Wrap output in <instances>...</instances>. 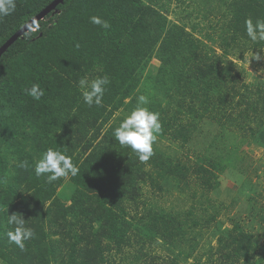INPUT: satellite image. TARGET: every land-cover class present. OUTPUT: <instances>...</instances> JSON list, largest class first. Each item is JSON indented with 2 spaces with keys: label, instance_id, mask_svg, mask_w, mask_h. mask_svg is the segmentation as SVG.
I'll return each mask as SVG.
<instances>
[{
  "label": "trees",
  "instance_id": "obj_1",
  "mask_svg": "<svg viewBox=\"0 0 264 264\" xmlns=\"http://www.w3.org/2000/svg\"><path fill=\"white\" fill-rule=\"evenodd\" d=\"M51 1L16 0L15 11L0 18V46ZM168 1L63 0L0 55L1 264H110L106 251L133 243L161 247L168 257L158 264H264V213L254 200L249 213L261 220L260 232L234 218L214 243L202 245L203 234L227 207L208 195L238 147H228L225 130L250 131L251 122L260 124L253 119L257 110L264 113L263 90L248 89L244 68L229 58L238 51L242 60L246 48H264V41H250L245 31L247 19H264V0L222 1L225 11L218 15L227 12V21L204 31L211 42L218 33L219 52L195 35L203 30L199 23L188 28L168 18ZM92 16L111 28L92 24ZM104 75L110 84L102 106H87L79 79ZM33 83L45 90L39 101L25 94ZM139 95L160 114L158 138L196 151L193 164L155 145L150 159L141 161L115 140L114 129ZM50 147L66 151L80 170L67 177L68 204L57 191L66 177L49 183L46 175H35L36 161ZM23 160L27 170L18 167ZM177 199L183 201L170 203ZM13 213L35 233L24 250L7 236ZM139 252L146 264L155 262L147 251Z\"/></svg>",
  "mask_w": 264,
  "mask_h": 264
},
{
  "label": "rangeland",
  "instance_id": "obj_2",
  "mask_svg": "<svg viewBox=\"0 0 264 264\" xmlns=\"http://www.w3.org/2000/svg\"><path fill=\"white\" fill-rule=\"evenodd\" d=\"M185 1L188 4L186 7H181L177 4L178 2L176 0H169V5L167 6L168 10L166 12L168 18L177 21L178 23L182 21L188 26V28L193 23H199L203 30L196 32L195 35L206 40L207 43L213 46L217 52L221 51L216 42V35L218 33H213L214 35L211 38L215 41L211 42L208 41L204 31L209 30V24L214 25L216 22L217 24H220L227 21V12H225V16L218 15L219 9L222 10V12L225 11V6L222 4L223 0H207L206 4L201 2V0ZM186 13L188 14L184 16ZM242 41L243 40H241V42ZM247 49L248 48L243 52L242 60L237 57L238 51L235 52V54L230 55L229 58L234 59L237 65L244 68V81L248 86V89L252 91L256 88L258 90L261 89L263 90L262 95H264V48L257 49L260 50L259 53H257L255 49ZM236 50L237 49H235V51ZM152 64L157 65L158 61L152 60ZM242 91H244V89H242ZM252 93L253 94H250L251 100H255L259 104L260 97H257L255 92ZM257 112L258 118L253 119L257 122L260 121V124L256 126L255 122H251L253 128L251 127L252 129L250 131L247 129L243 132L235 127H230L225 130V132L229 131L228 139L226 140L228 141V147L230 148L235 145L238 147L234 152L229 154V157L232 159V165L228 166L223 172L217 174L219 181L218 185L215 188L208 190V195L213 197L217 203L223 202L227 207L221 210L214 226L212 225L211 228L203 234L205 239H203V246L208 239L211 240V243H214L218 235L217 232H219L218 230L231 227L234 218L242 219L241 221L245 224V228L249 229L250 232L254 234L260 232L259 225L261 220L258 217L251 216L249 213L252 200L256 201L255 204H257V206L263 208L264 213V113L261 114L259 110H257ZM116 114L122 117L124 116V113H122L121 110L117 111ZM126 115L127 114H125V116ZM257 127L258 129H256ZM234 135L235 137L232 138ZM239 138L241 139L240 142L235 141ZM154 145L171 156L180 157L189 165L193 164V161H196L197 159L198 153L196 151L193 152L191 149V152H188L187 148L189 147H181L177 141H172L169 138H157ZM220 147L222 148L223 144H221ZM71 189L72 187L70 186L68 178H63L62 185L57 188L58 199L61 202L64 201V203L68 204L69 201L66 202L64 196L69 194ZM193 189L196 190L197 193L202 191L198 186H194ZM174 195H177L179 198H182L183 195L184 197L186 196L185 194H177V192H174ZM182 201L183 200L181 199H177L170 203L173 204ZM187 201L190 202L189 198ZM187 201L183 202L184 204L180 207L185 208L188 205ZM166 203H168V201H166ZM154 246L155 245L140 249L139 244L133 243L130 247H122L119 252L116 250L106 251L105 257L110 264H146L144 259L140 257L139 250H142L147 251L151 257L154 256L155 262L152 264H158L161 259H165L168 256L161 247ZM82 248L85 249L87 247L84 246ZM258 254V251H256L255 256H258ZM147 261L150 262L151 259L147 258Z\"/></svg>",
  "mask_w": 264,
  "mask_h": 264
},
{
  "label": "clouds",
  "instance_id": "obj_3",
  "mask_svg": "<svg viewBox=\"0 0 264 264\" xmlns=\"http://www.w3.org/2000/svg\"><path fill=\"white\" fill-rule=\"evenodd\" d=\"M16 9V0H0V18L11 15ZM90 22L99 25L103 29H110L107 20L100 17H90ZM246 35L252 42L264 41V19H252L245 21ZM110 80L107 75L98 76L89 80L83 76L78 81V90L83 102L89 106H102L103 97ZM25 94L34 101H39L45 95V90L38 83H33L25 89ZM149 98L145 95L137 97L136 106L120 121L119 126L114 129L113 135L120 145L130 147L141 161H147L154 154L153 145L162 132L160 114L151 111ZM18 167L27 170L30 165L27 160L20 161ZM35 175H46L49 183L62 177L77 176L79 168L73 163L72 158L66 151L59 148L46 149L36 161L34 167ZM9 225L13 230L7 233L8 239L19 249H25V241L34 238L35 233L31 227L26 225L25 219L20 214H8Z\"/></svg>",
  "mask_w": 264,
  "mask_h": 264
},
{
  "label": "water",
  "instance_id": "obj_4",
  "mask_svg": "<svg viewBox=\"0 0 264 264\" xmlns=\"http://www.w3.org/2000/svg\"><path fill=\"white\" fill-rule=\"evenodd\" d=\"M63 0H53L44 9L37 13L32 19L25 23L19 30H17L13 35H11L1 46L0 55L10 46L17 37H19L23 32L29 29L38 19L44 17L47 13L55 9L57 4L62 3Z\"/></svg>",
  "mask_w": 264,
  "mask_h": 264
}]
</instances>
